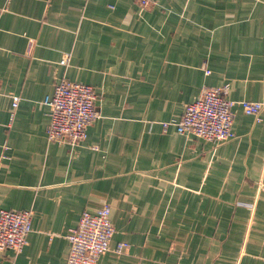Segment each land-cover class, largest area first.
<instances>
[{"label":"crops","instance_id":"crops-1","mask_svg":"<svg viewBox=\"0 0 264 264\" xmlns=\"http://www.w3.org/2000/svg\"><path fill=\"white\" fill-rule=\"evenodd\" d=\"M56 76L98 96L79 146L47 137ZM223 85L264 96V0H0V210L33 211L0 264H66L67 235L105 205L97 264H264V113L237 106L219 144L164 127Z\"/></svg>","mask_w":264,"mask_h":264},{"label":"built area","instance_id":"built-area-1","mask_svg":"<svg viewBox=\"0 0 264 264\" xmlns=\"http://www.w3.org/2000/svg\"><path fill=\"white\" fill-rule=\"evenodd\" d=\"M11 1V0H6ZM142 9H148L154 0H136ZM30 48L33 43L30 42ZM71 53H65L59 64L68 66ZM209 73V72H208ZM229 85L204 87L194 102L185 106L184 114L178 121L164 123L174 126L178 133L222 143L234 137V109L239 106L245 114L262 121L264 96L259 101H235L228 98ZM97 93L94 87L73 82L65 76H56L54 93L47 96L44 104L49 107L50 122L47 137L58 145L79 146L87 139L88 128L100 117L96 109ZM19 99L15 98L14 106ZM111 209L103 206L96 212L84 211L79 224L67 235L71 249L66 264H97L109 248L115 235L110 217ZM33 211L0 210V253L13 250L23 252L28 245L32 230ZM127 243L119 247L122 252Z\"/></svg>","mask_w":264,"mask_h":264}]
</instances>
